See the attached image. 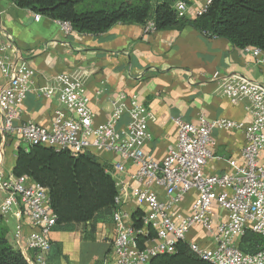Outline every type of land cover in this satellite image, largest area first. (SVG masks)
Listing matches in <instances>:
<instances>
[{
	"label": "built area",
	"instance_id": "built-area-1",
	"mask_svg": "<svg viewBox=\"0 0 264 264\" xmlns=\"http://www.w3.org/2000/svg\"><path fill=\"white\" fill-rule=\"evenodd\" d=\"M213 0H206L195 16L202 15ZM189 4L177 2L179 17H186ZM40 18L34 15L35 21ZM58 22L65 35L72 33L68 23ZM144 33L156 31L152 21L143 27ZM2 33V32H1ZM202 36H205L202 34ZM4 37V36H3ZM206 37V36H205ZM5 40L6 37H4ZM242 52L264 65V52L245 47ZM15 52L10 42L0 43V217H7L13 209L22 208L34 231L27 237L25 248L31 251L29 264H49L51 251L49 235L56 224L50 209L46 188L28 176L16 177L2 169L4 147L11 140L31 146H45L55 152L65 151L73 157L85 152L95 155L116 154L119 161L107 168L114 181L117 194L111 215L114 227L112 241L116 264H150L157 255H172L178 242L188 244L190 250L209 264H264V245L254 252H243L241 241L247 232L264 239V87L247 77L232 74L221 78L219 90L225 98L240 102L251 117L244 125L233 120L207 121L199 116L196 124L179 118L173 119L177 140L166 148L167 155L154 161L143 151L150 140L147 107L135 95L119 93L112 101L111 112L105 123L94 125V114L89 99L84 95V83L79 78L59 74L50 85L34 86L36 72L26 63L13 59ZM213 78L220 79L218 73ZM33 93L41 100H55L57 109L49 128L24 120L21 108L27 95ZM128 118L121 124L123 117ZM213 129L239 130L244 136L240 158L243 165L235 167L233 174L203 172L205 164L213 158L210 147L214 144ZM217 160H220L217 157ZM135 171L130 174L136 187L131 192L134 202L145 205L149 213L142 218L143 226L155 231L153 238L138 246V235L145 229H134L126 224L128 214L121 208L126 185L119 178L125 165ZM160 190L164 199L157 193ZM196 193L189 214L178 212L186 197ZM20 216V213H17ZM200 227L209 237L211 247L188 241L193 228ZM16 241L21 231L16 229ZM17 245V244H16ZM18 248V247H17Z\"/></svg>",
	"mask_w": 264,
	"mask_h": 264
},
{
	"label": "crops",
	"instance_id": "crops-1",
	"mask_svg": "<svg viewBox=\"0 0 264 264\" xmlns=\"http://www.w3.org/2000/svg\"><path fill=\"white\" fill-rule=\"evenodd\" d=\"M206 0H190L186 18L194 19L196 11ZM2 32V33H1ZM10 42L17 63H26L37 74L34 86L50 85L59 74L79 78L84 83V95L94 114V125L103 124L109 117L113 99L119 93L129 98L135 95L149 110L148 132L150 140L143 146L145 154L154 161H162L168 146L177 140L173 119L179 118L196 124L199 116L207 121L229 119L250 123L251 117L245 106L225 98L219 90L221 78L237 74L264 87V65L257 64L254 57L234 48L228 41L202 36L192 26L181 29L144 33L142 25L116 23L101 34L71 33L65 35L56 21L41 17L35 21L34 14L20 9L10 0H0V43ZM218 73L220 79L215 80ZM3 79L0 76V84ZM55 100H41L33 93L21 108V116L36 125L49 128L57 109ZM125 116L120 121L126 124ZM214 144L210 147L213 158L203 167L206 175L233 174L240 167L244 136L239 130L213 129ZM20 148L14 141L4 147L5 159L2 169L11 173ZM107 168L120 159L114 154L96 155ZM217 157L220 160H217ZM135 168L125 165V173L119 178L126 185L121 208L128 214L126 224L133 227L149 213L148 207L134 202L131 192L136 187L130 174ZM157 193L161 199L164 195ZM196 196L192 192L177 211L189 214ZM4 193L0 192V203ZM7 217H0V229L7 230L9 240L17 244L21 256L29 264L31 251L25 248L27 237L34 231L29 226L22 208ZM20 213V216L17 215ZM145 232L151 228L143 226ZM21 231V240L16 241V229ZM146 233V234H147ZM152 237V238H153ZM114 227L110 216L91 223L78 224L73 230L53 229L49 235L51 251L49 264H116L112 241ZM203 246L211 247L210 237L200 228H193L187 238Z\"/></svg>",
	"mask_w": 264,
	"mask_h": 264
},
{
	"label": "trees",
	"instance_id": "trees-1",
	"mask_svg": "<svg viewBox=\"0 0 264 264\" xmlns=\"http://www.w3.org/2000/svg\"><path fill=\"white\" fill-rule=\"evenodd\" d=\"M20 9L50 21L68 23L72 33L101 34L114 24H139L149 21L156 31L192 26L199 33L228 41L234 48L245 47L264 52V0H213L205 12L194 19L179 17L177 2L190 0H10ZM107 167L92 152L73 157L45 146L21 147L11 173L28 176L48 191L50 209L56 216L53 229L73 230L78 224L91 223L115 209L117 189ZM142 219L134 229H141ZM153 237L150 230L138 235V246ZM264 245V239L247 232L240 249L249 253ZM0 264H26L17 245L0 229ZM150 264H209L192 252L185 242H178L172 255H157Z\"/></svg>",
	"mask_w": 264,
	"mask_h": 264
},
{
	"label": "rangeland",
	"instance_id": "rangeland-1",
	"mask_svg": "<svg viewBox=\"0 0 264 264\" xmlns=\"http://www.w3.org/2000/svg\"><path fill=\"white\" fill-rule=\"evenodd\" d=\"M20 147H21V148L24 147L23 144H20ZM19 250H20V249H19Z\"/></svg>",
	"mask_w": 264,
	"mask_h": 264
}]
</instances>
